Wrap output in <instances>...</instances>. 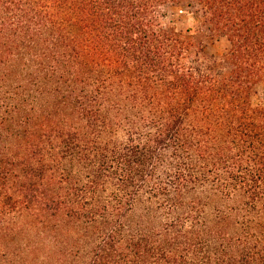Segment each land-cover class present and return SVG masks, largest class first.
<instances>
[{"label": "trees", "instance_id": "trees-1", "mask_svg": "<svg viewBox=\"0 0 264 264\" xmlns=\"http://www.w3.org/2000/svg\"><path fill=\"white\" fill-rule=\"evenodd\" d=\"M262 85L264 0H0V264H264Z\"/></svg>", "mask_w": 264, "mask_h": 264}, {"label": "rangeland", "instance_id": "rangeland-1", "mask_svg": "<svg viewBox=\"0 0 264 264\" xmlns=\"http://www.w3.org/2000/svg\"><path fill=\"white\" fill-rule=\"evenodd\" d=\"M184 7L170 6V20H172L179 29H191L205 43L206 51L209 54L222 56L230 50V43L227 38L220 35H213L207 28L202 27L200 21L191 14L185 12ZM264 91V85L260 87ZM264 95L256 96L255 103L264 102Z\"/></svg>", "mask_w": 264, "mask_h": 264}]
</instances>
